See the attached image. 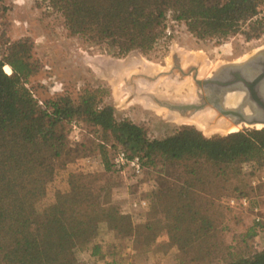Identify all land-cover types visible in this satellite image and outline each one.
<instances>
[{"label":"trees","instance_id":"1","mask_svg":"<svg viewBox=\"0 0 264 264\" xmlns=\"http://www.w3.org/2000/svg\"><path fill=\"white\" fill-rule=\"evenodd\" d=\"M47 2L61 13L69 33L106 43L117 56L150 51L164 35L168 15L184 22L199 40L264 35L260 0ZM37 71L29 40L9 41L0 32V264H99L104 260V233L147 238L161 229L186 253L212 239L215 218L205 196L210 186L229 179L243 163L264 168V127L208 137L183 124L155 138L144 126L117 119L113 106L101 104L95 91L77 102L67 94L39 101L26 86ZM82 122L97 136L106 172L120 171L112 162L119 149L139 156L142 172L164 169L150 198L148 220L135 222L111 199L108 188L67 169L65 158L71 159L75 151L67 126ZM60 168L67 173L64 178H56ZM51 181L57 185L54 201L42 206ZM254 235L253 227L248 236ZM225 264H264V247L232 253Z\"/></svg>","mask_w":264,"mask_h":264},{"label":"rangeland","instance_id":"2","mask_svg":"<svg viewBox=\"0 0 264 264\" xmlns=\"http://www.w3.org/2000/svg\"><path fill=\"white\" fill-rule=\"evenodd\" d=\"M260 1L261 13L258 16L264 12V0ZM0 32L9 41L29 40L31 56L38 65V71L28 78L26 86L39 101L67 94L77 102L82 94L95 91L101 104L113 106L117 119L126 118L142 125L155 138L167 136L183 124L197 128L208 137L225 135L229 131L208 134L207 131H212L202 130L193 122L186 121L185 117L177 118L167 109L151 105L146 98L134 97L132 88L142 87L153 94L157 92L167 96L169 93L163 88L173 87L185 92L190 87L186 93L177 91L178 95L188 98L190 93L194 96L191 89L192 84L195 87L194 82L190 73L182 74L176 65L186 73L191 67H196L199 77H207L219 66L244 60L264 48V35L248 40L242 34L230 35L221 41L199 40L187 31L184 22L173 20L168 15L164 35L150 51L132 50L124 56H117L106 43H93L85 36L69 33L61 13L50 8L47 0H2ZM172 68L174 72L148 84L150 88L146 83L148 80L142 78L154 77L156 73ZM132 77H136L134 84ZM184 80L187 85L183 89L177 83ZM137 81L144 83L139 85ZM161 98L173 99L169 96ZM76 126L74 131L70 124L67 126L70 148L75 149L71 159L65 158L67 169L85 174V179L93 185L108 188L111 199L135 222L148 220L151 217L150 198L164 169L160 166L145 168L138 176L129 170L106 172L97 152L96 134L83 122ZM259 128L261 125L256 128L241 124L238 130ZM61 171L60 168L56 178L67 175L66 171ZM56 188L55 181L47 185L42 206L54 201ZM235 194L247 195L259 210L254 213L233 209L223 203L222 200ZM205 196L207 203L212 204L210 212L215 218L211 240L184 253L170 242L164 229L150 233L147 238H117L112 233H104L101 248L104 260L99 264H225L232 253L247 254L264 247V168L256 163H243L239 172L229 179H221L210 186ZM140 199L148 201L147 208L132 207V202ZM256 214L262 218V228L260 222L254 220ZM158 218L162 221L161 226L163 219ZM253 227L255 235L250 237L248 234Z\"/></svg>","mask_w":264,"mask_h":264},{"label":"water","instance_id":"3","mask_svg":"<svg viewBox=\"0 0 264 264\" xmlns=\"http://www.w3.org/2000/svg\"><path fill=\"white\" fill-rule=\"evenodd\" d=\"M175 67L182 74H191L199 93L203 89L214 92L217 95V99H212L213 106L220 113L232 117L234 123H247L251 126L259 123L262 124L261 127H264V48L257 50L244 60L219 66L207 78L198 77V69L196 67H191L187 70V73L180 66L176 65ZM174 71L172 68L166 72L156 73L154 77L144 76L142 78L148 80L147 84H153L161 76L170 75ZM135 78L132 77V83ZM140 83L144 82L139 81L138 84L140 85ZM141 91V93L134 92L132 94L131 92V94L134 97L146 98L155 106L166 108L175 113L183 114L184 111L194 108V104L160 98L149 90L143 89ZM227 93H238L241 95L236 106L223 108L221 104L219 105V102L221 103Z\"/></svg>","mask_w":264,"mask_h":264},{"label":"bare ground","instance_id":"4","mask_svg":"<svg viewBox=\"0 0 264 264\" xmlns=\"http://www.w3.org/2000/svg\"><path fill=\"white\" fill-rule=\"evenodd\" d=\"M126 67H128V66H126ZM120 68H122V67H120ZM5 69L8 72L11 71L10 70V66H8V65L5 67ZM198 77H199V71H198ZM207 77H200V78H207ZM174 81L177 82L179 80L174 79ZM185 82H186V80H184L183 82H178L177 85H182L181 87H183V89H184V85H187V83H185ZM166 84H167V82L164 85H166ZM147 85H145V87ZM192 86H193V84H192ZM192 86H191V89H192V93H194V96H191V93H190L188 95L189 96L188 98H183L182 97L183 94L182 95H178L179 93L177 91L182 92V90H180V89H174L173 87H171V89H170V87H167L166 88L167 90H166L165 88H163V89L161 88L162 90H165V91H167V93H169V94H167V96L173 98V99H169V100H174V101H177V102H184L186 104L187 103L188 104H194V108L189 109L187 111H184L183 114L175 113V112L169 111L167 109L171 113V115H173V116H175L177 118L185 117L187 119L186 121H188L189 123L193 122L198 127H200L202 130H206V131L207 130H211L212 132L207 131L208 134L216 133V132H220V131L223 132L225 130L229 131V132H235V131H237L238 129L241 128V124L249 125L247 123L236 124V123L233 122L234 120H233L232 117H230L228 115H225L223 113H220L216 109V107L213 106L214 103L212 101L214 99L215 100L217 99V95L214 92H210L209 90H204L203 89L202 92L199 93L197 91V89L195 87H192ZM148 87H149V85H148ZM141 90H143L142 87H138L136 89H133L132 90V94H134V92L141 93L142 92ZM189 90H190V87L185 92L183 90V92L186 93ZM155 93L158 94L157 92H155ZM126 94H127V92H126ZM158 95H160L161 97H167V96L161 95V94H158ZM240 97H241V95L238 94V93H227L225 95L224 99L221 100V103L219 102V105L221 104V106L223 108H228V107L232 108L233 106H236L238 104V102L240 100ZM131 99H132V97H131ZM149 103L151 105L155 106L153 103H151V101H149ZM158 108H160V107H158ZM180 120L183 121L185 119H180ZM257 125H261L262 126V124H259V123L254 124V126L256 128H257ZM249 126H251V125H249ZM210 128H215V129H210Z\"/></svg>","mask_w":264,"mask_h":264},{"label":"built area","instance_id":"5","mask_svg":"<svg viewBox=\"0 0 264 264\" xmlns=\"http://www.w3.org/2000/svg\"><path fill=\"white\" fill-rule=\"evenodd\" d=\"M72 130H76V124H71ZM112 162L115 168H117L120 171H124L127 168H130V170L136 174L139 175L142 172V165L140 163V158L137 155L129 156L126 151L119 149L117 150L113 157ZM225 204L233 209H242V210H251L254 213H256L259 208L255 204H253L250 197H248L245 194H235L229 197H226L224 200ZM147 204V200L140 199L137 201L132 202V207L139 208L143 207ZM262 210L264 212V205L262 207ZM254 220L257 222H262V218L256 214L254 217Z\"/></svg>","mask_w":264,"mask_h":264}]
</instances>
